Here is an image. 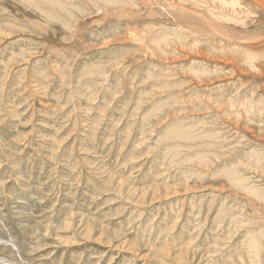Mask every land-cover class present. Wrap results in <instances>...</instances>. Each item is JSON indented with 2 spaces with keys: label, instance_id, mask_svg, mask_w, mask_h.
Instances as JSON below:
<instances>
[{
  "label": "rangeland",
  "instance_id": "obj_1",
  "mask_svg": "<svg viewBox=\"0 0 264 264\" xmlns=\"http://www.w3.org/2000/svg\"><path fill=\"white\" fill-rule=\"evenodd\" d=\"M59 1L0 0V264H264V8Z\"/></svg>",
  "mask_w": 264,
  "mask_h": 264
},
{
  "label": "bare ground",
  "instance_id": "obj_2",
  "mask_svg": "<svg viewBox=\"0 0 264 264\" xmlns=\"http://www.w3.org/2000/svg\"><path fill=\"white\" fill-rule=\"evenodd\" d=\"M13 1V0H12ZM19 2H21L22 4H26V3H28L29 5L31 4H35V5H32V6H35L38 10H39V6L41 5L42 6V4L41 3H46V2H50L51 4H55V5H57L58 7H59V10H60V8H62V3L59 1V0H18ZM97 1H99L100 3H103V1H109L110 3H109V5L110 4H113V3H111V1L112 0H97ZM124 1V0H123ZM142 1V0H141ZM165 1V0H164ZM181 1V0H180ZM182 1H184V0H182ZM185 1H190V0H185ZM200 1H202V0H200ZM200 1H195V2H193V3H199ZM204 1H207V0H204ZM204 1H203V3H204ZM222 2H223V4L224 3H226V4H228L229 6H231V7H233L234 6V4H236V1H231V0H229V1H227V0H221ZM237 1H239V0H237ZM249 1H251L252 3H254V4H257V5H259L262 9L264 8V0H249ZM148 2V1H147ZM146 2V3H147ZM153 2V1H152ZM156 4H158V6H159V10L161 11H159L160 12V17H166V19H169V20H171V21H173L172 19H174L175 17H177V16H175L176 15V11L175 12H173V10L175 9V8H178L179 9V11L181 10V13H183L184 15H185V13L184 12H182V11H184V10H182V8L183 7H181L180 6V3L178 2V4H177V2H176V0H175V2L173 1V0H166L165 1V3L163 2V0H155L154 1ZM191 2V1H190ZM220 2V1H219ZM222 2H221V4H222ZM118 3V2H117ZM140 3H142V2H140ZM143 3H145V2H143ZM151 3V2H150ZM185 3V2H184ZM200 3H202V2H200ZM199 3V5H200V7H202V8H205L204 6H205V4H200ZM206 3V2H205ZM209 3V2H208ZM214 3V2H213ZM239 3H240V1H239ZM50 4V5H51ZM116 4V3H115ZM122 4H123V2H122ZM238 4V3H237ZM29 5H27V6H29ZM143 5V4H142ZM204 5V6H203ZM208 5V4H207ZM227 5V6H228ZM224 6V5H223ZM236 6V5H235ZM239 6V5H238ZM241 6V5H240ZM239 6V7H240ZM45 7H48V5L47 6H45ZM52 7V6H51ZM196 7V6H195ZM207 7V6H206ZM219 7V6H218ZM230 7V8H231ZM149 8V7H148ZM148 8H146V9H148ZM158 8V7H157ZM209 8H211V7H209ZM208 8V9H209ZM34 9V8H33ZM144 9V8H143ZM151 9V8H150ZM183 9H185V7L183 8ZM187 9V8H186ZM206 10H208L207 8H205ZM212 9V8H211ZM229 9V8H228ZM235 9V8H234ZM40 10H41V8H40ZM122 10V9H121ZM120 10V11H121ZM123 10H125L124 9V7H123ZM152 10V9H151ZM177 10V9H176ZM187 10H189V9H187ZM43 10H41V12H42ZM153 11H155V10H153ZM178 11V13H180ZM211 11V10H210ZM225 11V10H224ZM227 11V10H226ZM20 12V11H19ZM126 12V11H125ZM133 12V11H132ZM158 12V11H157ZM175 13V15L173 14V13ZM188 12V11H187ZM211 12H213V11H211ZM228 12H229V10H228ZM231 12V11H230ZM239 12H240V10H239ZM98 13V12H97ZM140 13V12H139ZM153 13V12H152ZM214 13V12H213ZM222 13V12H221ZM224 13V12H223ZM226 14H227V12H225ZM236 13H237V11H236ZM251 12H249L248 14H250ZM29 14V13H28ZM43 14H45V11H44V13ZM52 14V13H51ZM129 14V13H128ZM163 16H162V15ZM187 14H191L193 17H197V18H200V20L202 21V18H203V16L199 13L198 14V12L197 11H195V9H194V11H189V13H187ZM216 14V13H215ZM229 14V13H228ZM127 15V14H126ZM153 15V14H152ZM156 15V14H155ZM174 15V16H173ZM210 15V14H209ZM212 15H214V14H212ZM236 15V14H235ZM47 16V15H46ZM181 16V15H180ZM230 16V15H229ZM232 16V15H231ZM234 16V15H233ZM239 16V15H238ZM241 16V15H240ZM30 17V16H29ZM112 17V16H111ZM181 17H184L183 15L181 16ZM211 17V16H210ZM236 17V16H235ZM52 18V17H51ZM205 18V17H204ZM33 19V18H32ZM177 19V18H176ZM183 19V18H182ZM185 19V18H184ZM191 19V18H190ZM190 19H188V20H190ZM234 19V18H233ZM237 19V18H236ZM175 20V19H174ZM177 20H179V19H177ZM199 20V21H200ZM215 20H216V22H215ZM238 20V19H237ZM48 21V20H47ZM54 21V20H53ZM168 21V20H167ZM176 21V20H175ZM194 21H197V19L196 20H194ZM198 21V22H199ZM228 21H232V19H228V18H226V17H222L221 15L220 16H216V15H214V17H213V21H209L208 19H203V22H201L202 23V25H204V26H208V27H212V28H215V27H220L219 25H221L222 24V22H228ZM239 22H240V20H238ZM242 21H245V20H243V18H242ZM241 21V23L243 24V22ZM193 23H195V22H193ZM197 23V22H196ZM235 23H236V21H235ZM228 24V23H227ZM237 24V23H236ZM235 24V25H236ZM36 25H38V24H36ZM224 26V25H223ZM230 26V25H229ZM178 27V26H177ZM198 27V26H197ZM167 28V27H166ZM192 30V29H191ZM223 30V29H222ZM196 31V30H195ZM188 32V31H187ZM191 34V33H190ZM216 34H217V32H216ZM224 34V33H223ZM234 34V33H233ZM11 35V34H10ZM218 35V34H217ZM162 36V35H161ZM226 36H228V37H230V38H232L233 40H235L234 38V36L232 35L231 36V34H226ZM225 36V37H226ZM158 37V36H157ZM234 37V38H233ZM246 37V36H245ZM240 38V37H239ZM158 39H160V38H158ZM229 39V38H228ZM237 39V38H236ZM14 40V39H13ZM138 40V39H137ZM165 40V39H164ZM231 40V39H230ZM232 40V41H233ZM197 41V40H196ZM213 41V40H212ZM1 42H2V40H1ZM144 42V41H143ZM155 42H156V40H155ZM154 42V43H155ZM162 42H164V41H162ZM161 42V43H162ZM165 42H166V40H165ZM164 42V43H165ZM167 42H168V40H167ZM239 42H243V41H239ZM245 42H249V40H245ZM153 43V42H152ZM191 43V42H190ZM14 44V43H13ZM236 44V43H235ZM146 45V44H145ZM160 45V43H159V41L158 42H156L155 44H153L152 46H154V47H151V46H149V47H147L148 49H153V48H155V47H157V46H159ZM166 45V44H165ZM171 45V44H170ZM194 45H195V47H196V43H194ZM237 45V44H236ZM161 47H162V45H160ZM198 46V45H197ZM232 46V45H231ZM194 47V46H193ZM194 47V48H195ZM234 47V46H233ZM236 47V46H235ZM239 47V46H238ZM159 48V47H158ZM240 48V47H239ZM189 49V48H188ZM196 50V49H195ZM23 51V50H22ZM196 51H198V50H196ZM164 54V53H163ZM173 54V53H172ZM196 54V53H195ZM248 54V53H247ZM35 55V54H34ZM167 55V54H166ZM250 55V54H249ZM258 55V54H257ZM11 56V55H10ZM20 56V55H19ZM206 56V55H205ZM260 57V56H259ZM173 58V57H172ZM197 58V57H196ZM219 58V57H218ZM248 62H250V61H248ZM199 65V64H198ZM192 69V68H191ZM204 69V68H203ZM252 69V68H251ZM200 70V69H199ZM202 70V69H201ZM197 71V70H196ZM195 72V71H194ZM204 72V71H203ZM196 73V72H195ZM107 75V74H106ZM176 76V75H175ZM197 76V75H196ZM228 77V76H227ZM192 79V78H191ZM174 83V82H173ZM203 83V82H202ZM181 85V84H180ZM89 131V130H88ZM256 152V151H255ZM234 175V174H233ZM72 210V209H71ZM255 246H257L258 244L257 243H255L254 244Z\"/></svg>",
  "mask_w": 264,
  "mask_h": 264
}]
</instances>
